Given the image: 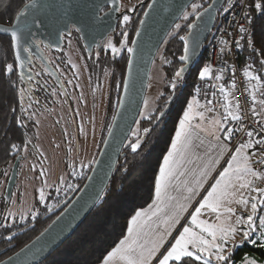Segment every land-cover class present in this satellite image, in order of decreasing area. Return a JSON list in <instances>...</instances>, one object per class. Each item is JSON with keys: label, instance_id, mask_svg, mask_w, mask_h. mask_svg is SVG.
<instances>
[{"label": "snow or ice", "instance_id": "1", "mask_svg": "<svg viewBox=\"0 0 264 264\" xmlns=\"http://www.w3.org/2000/svg\"><path fill=\"white\" fill-rule=\"evenodd\" d=\"M112 2L115 4V0ZM235 6L241 8V16L246 21L239 24L240 33L249 32L246 25L252 24L254 12L264 18V0H252L247 4L244 0H238ZM29 7L35 8L36 0H29V4L17 14L15 19L18 25L23 23L21 18L26 16ZM197 7L199 6L193 5L194 9ZM231 7L230 4L224 11L229 12ZM187 16L188 13H185V18ZM196 16L199 18L200 13L197 12ZM130 19L128 15L123 16L125 22ZM27 27L25 23L24 28ZM176 27L179 28V25ZM189 27H195V24H190ZM2 30L11 31V40L19 59L20 30ZM76 30L79 31V28ZM180 39L184 41V55L179 59L182 62L188 61L193 54L189 38L181 36ZM241 39L245 37L241 36ZM222 43L227 45L226 40ZM236 46L240 47L239 42H236ZM108 47L113 53L121 51V48L111 43ZM24 50L31 52L30 48ZM127 51L133 53L135 50L129 47ZM129 63L131 64V61ZM23 64L21 60V68ZM5 71L12 73L14 65L7 64ZM185 71L186 68L181 67L175 73V78L179 79ZM21 75L23 76V73ZM198 75L201 79L210 76V67H203ZM247 75L252 79L257 78L252 76L251 72ZM27 78L32 79L31 76ZM176 86L175 82L171 83L173 89ZM19 92L20 100L23 101L25 90L21 88ZM228 95L226 93V103L223 106L226 115L221 119H210L208 127L204 126L203 112L198 111L193 115V105H188V110L184 111L183 118L179 121L171 148L159 167V174L154 181L152 203L147 209H140L131 217L127 235L107 252L102 264H153L154 260L157 264H235L232 250L252 235L258 206H264V187L257 184L258 180L264 181V167H261L264 166V127H261L259 133L246 131L247 140L230 146L236 129L227 125L233 121L239 122L242 118L238 112H233V104L227 99ZM252 99L256 100L255 92L252 93ZM208 104H211V101H208ZM235 108L239 109V104H236ZM21 110L24 111L23 108ZM208 111L211 112L212 109L209 108ZM253 112L261 117L260 123L264 124V113L256 112L254 106ZM160 115L163 116L164 113L161 112ZM194 120L197 122L193 123ZM144 131L148 132L149 129ZM255 136L259 138L254 139ZM10 147L19 150L16 144ZM24 147L26 149L27 145ZM130 147L135 152L140 148V140L131 143ZM213 173L216 175L213 176ZM39 199L45 200L43 187L39 189ZM240 208L244 209L245 214L240 213ZM205 214L212 219L202 218ZM9 216H12V213H9ZM21 219L24 217L21 216ZM244 225H247V228L243 227ZM261 225L264 226V220H261ZM174 232L177 234L173 235ZM237 235H242L244 239L237 242ZM261 238L264 239V232L261 233ZM251 242L256 243L255 240ZM9 264H12L11 257ZM243 264L257 262L245 257Z\"/></svg>", "mask_w": 264, "mask_h": 264}, {"label": "trees", "instance_id": "2", "mask_svg": "<svg viewBox=\"0 0 264 264\" xmlns=\"http://www.w3.org/2000/svg\"><path fill=\"white\" fill-rule=\"evenodd\" d=\"M212 1L195 0L188 9L194 4H199L201 11H203ZM225 1L218 9L217 17L219 15L222 17ZM251 2L252 0H249V3ZM26 4H29V0H0V23L12 25L16 21L17 14L24 9ZM144 11L145 9L136 13V25L134 22V28L132 30L129 28L131 37L130 47H132ZM183 16L174 25L159 49V51L162 49L161 60L164 72L163 95L160 98V106L153 115L144 118L140 122V126L149 127V131L140 144V148L134 152L130 147L132 142L126 141L112 177L93 210L62 246L38 264L102 263L103 257L107 255V252L127 235L131 217L137 211L152 203L154 199V181L159 174V167L163 162V157L170 149L171 142L179 126V121L182 119L184 111H186L193 98L195 85L200 78L198 73L202 70L204 61L208 55L206 41L197 57L184 62L180 61L179 57L184 55V41L180 37H187L189 25L195 18V16H191L179 30L172 33L176 25L183 19ZM251 26L253 30V42L258 50V53L255 54L254 66L257 76L264 86V18H261L259 13L254 12ZM119 27L120 21L115 26L113 39L124 38L125 33H121L120 35L117 33ZM129 58L130 53L128 52L121 60H118L117 64H114L112 62L113 58H109L108 56V59H110L108 65L111 66L110 62L113 63L118 93L114 107L109 110V121L99 150L117 109ZM7 64L14 65L12 73L5 71ZM102 65L101 73H105L107 71L105 69L107 68L103 63ZM181 67L186 68V71L179 79H176L175 73ZM172 82H175L177 85L175 89L171 87ZM25 86L26 84L22 80L17 63L15 47L11 36L0 33V167H4L6 172L10 170L19 156L23 155L24 145L29 144L30 126L32 125L29 121L31 112H29L28 104L24 100H20L19 92L21 88L27 91ZM259 96L264 99V92L260 91ZM161 112L164 113L163 116L160 115ZM12 144H16L19 150L11 149L10 146ZM94 162L88 166L78 179V185L70 190L67 196L58 202V205L53 210L41 209L35 219H28L19 224L6 225L3 228V233L6 237L5 245L7 246L11 242H16L14 249L22 247L45 229L56 217L59 209L66 205L81 188ZM255 241L256 243H252L250 239L246 240L239 247L232 250V259L235 264L243 262L245 257L254 258L264 264V242L260 240ZM8 255L10 254H0V259ZM153 264H157V262L154 261Z\"/></svg>", "mask_w": 264, "mask_h": 264}, {"label": "rangeland", "instance_id": "3", "mask_svg": "<svg viewBox=\"0 0 264 264\" xmlns=\"http://www.w3.org/2000/svg\"><path fill=\"white\" fill-rule=\"evenodd\" d=\"M146 1L120 0V9L123 11V16L128 15L132 19L136 12L146 9L147 5L143 4ZM194 5L199 6V4ZM197 12H201L200 6L195 9L193 5L189 9L187 8L183 14V19L178 23L179 28L175 27L172 33L179 30L191 16H196ZM185 13H188L186 18ZM130 20L125 22L123 17L120 20V27L117 33L119 35L125 33L124 38L126 37ZM220 21L221 16L219 15L216 18V24L218 25ZM111 37L113 39L114 35ZM66 43L68 46L64 54L66 55L67 65L70 66V74H73V78L69 80L74 81L72 82L74 84L70 82L69 85L71 108L65 103L63 97L56 96L55 99L58 100V105L48 101V103L40 106L41 110L36 116L29 115V121L32 123L30 126L29 144L26 149L24 148L23 155L18 158V175L11 195L7 194V184L13 166L2 179L0 176V194L3 195V192H6L4 198L1 199L2 204L0 205L4 207L6 224L9 225L19 224L28 219H35L41 209L53 210L58 205V202L62 201L70 190L78 185V179L97 158L96 156L109 121L111 69H106L107 71L104 74H99V76L97 73H91V77L94 80V84H91L90 76L87 72V59L85 60L84 50L80 47L81 41L70 37L66 40ZM110 43L111 39L107 44L109 45ZM161 53L162 49L152 64L144 103L128 142L135 143L139 139L140 144L142 143L147 133L144 129H149V127L140 126V122L144 118L153 115L160 106V98L163 95L164 88ZM58 71L64 80L68 79L67 72L64 69H59ZM248 72H251L252 76L257 77L252 79L249 76L252 89L256 94L255 108L258 112L264 113V103H262L264 99L259 96L260 91L264 92V86L257 76L254 64L250 65ZM192 100L195 99L192 98ZM230 101L233 104V99ZM190 104H192L191 101ZM81 127L83 131H81ZM45 180L47 181L46 184L44 183ZM257 184L264 187V181L258 180ZM41 187L45 190V200L43 201L39 199V189ZM239 211L241 214H245L243 208H240ZM263 211L264 206H258L254 217V230L247 240L262 241L260 232H264V227L259 224ZM9 213H12V216H9ZM21 216L24 219H21ZM243 227L247 228V225ZM243 239L242 235H237L236 237L237 242Z\"/></svg>", "mask_w": 264, "mask_h": 264}, {"label": "water", "instance_id": "4", "mask_svg": "<svg viewBox=\"0 0 264 264\" xmlns=\"http://www.w3.org/2000/svg\"><path fill=\"white\" fill-rule=\"evenodd\" d=\"M195 0H147V7L140 20L130 53L126 75L117 109L105 140L99 150L93 167L73 198L59 209L56 217L37 236L14 253L0 260V264H38L56 251L77 230L102 197L118 163L121 151L135 126L144 103L152 64L164 40ZM225 0H213L201 12L202 21L198 32L191 40L198 51L207 41L216 21L217 11ZM151 5V7H149ZM120 0H40L35 8L30 7L22 24L0 23V33L11 36L4 28H18L21 39L39 21L43 29L54 31L56 22L62 25L72 23L88 44L104 40L115 28L121 16ZM104 7L109 9L101 13ZM36 13V15H34ZM147 13V15H145ZM143 21V23H141ZM28 27L24 28V24ZM139 33V34H138ZM14 44V42H13ZM15 47V45H14ZM17 59V57H16ZM18 160L14 165L7 184L11 195L18 175Z\"/></svg>", "mask_w": 264, "mask_h": 264}, {"label": "flooded vegetation", "instance_id": "5", "mask_svg": "<svg viewBox=\"0 0 264 264\" xmlns=\"http://www.w3.org/2000/svg\"><path fill=\"white\" fill-rule=\"evenodd\" d=\"M40 0H36V4H38ZM144 4V3H143ZM146 5L148 3H145ZM121 7V6H120ZM30 8V7H29ZM109 8L104 7L101 13L106 12ZM202 12V11H201ZM201 12L199 18L195 16V18L191 21L190 24H195V27H189L187 37L190 41V46L192 49V53L190 55V60L194 59L198 56L199 51L192 47V39L198 32L199 23L202 21ZM137 13V12H136ZM136 13L134 17L128 23V31L126 33V38L118 39L114 38L112 40V35L114 30L102 41H98L94 44H88L84 41L79 31H77V27L72 23L67 25H62L59 22L55 23L54 31L50 32L42 28L40 23H36L33 29H31L28 33L24 34V38L27 41L21 39V48H20V58L17 59V63L19 66L20 73H23L22 80L26 84L24 95V101L29 106V112L32 115L36 116L38 112L41 110L40 106L45 103H53L58 105V100L55 97H63L65 103L68 104V107L71 108V101L69 100V79L73 78V74H70V66L67 65L66 55L64 51L66 50L68 44L66 40L70 37L76 40H80V47L84 50L83 55L85 56L86 64H87V72L90 76V83H93V79L91 77V73L99 76L101 74V66L102 63L109 70L111 69V77L109 82L110 92H109V107L110 110L114 107L116 102V96L118 93V84L115 79V73L113 68V63L117 64L118 60H121L125 54H128L127 49L129 48L130 43V29L134 28L133 23L136 25ZM119 17L118 21L123 17V11L119 8ZM36 15V13L34 14ZM117 21V22H118ZM117 24V23H116ZM216 24V21H215ZM214 24V26H215ZM133 25V27H132ZM130 28V29H129ZM115 29V28H114ZM111 39V43L115 45L117 48H121L120 52L113 53L111 49L108 47L109 41ZM126 39V40H125ZM78 44V43H77ZM79 46V44H78ZM25 48H30L31 52L25 51ZM16 55V48H15ZM65 56V58H64ZM113 58V63L110 62L111 66L108 65L110 59ZM23 60V68L20 66V61ZM91 63V64H90ZM59 69H64L67 72L68 79H63L62 75L58 71ZM106 70V69H105ZM104 74V73H103ZM31 76L32 79L29 80L27 77ZM74 82L73 80L70 81ZM74 84V83H72ZM38 101V103H37ZM19 167V164H18ZM4 167H0V176L1 179L7 173ZM12 170V169H11ZM11 172V171H10ZM10 176V175H9ZM9 180V177H8ZM5 191L3 195L0 194V204L1 199L5 196ZM9 224H6L5 218V210L4 207L0 205V254H12L17 251L19 248L14 249L16 246V242H11L9 245H5L6 237L4 236L3 228ZM14 249V250H12Z\"/></svg>", "mask_w": 264, "mask_h": 264}, {"label": "built area", "instance_id": "6", "mask_svg": "<svg viewBox=\"0 0 264 264\" xmlns=\"http://www.w3.org/2000/svg\"><path fill=\"white\" fill-rule=\"evenodd\" d=\"M237 2L238 0L225 1L224 9L230 4L232 7L229 12L223 9L220 23L215 24L207 39L208 55L204 67H210L211 75L198 79L193 95L195 101L208 105L212 112L217 113L221 118L226 115L223 111L226 93L229 94L227 99H233L234 111L238 112L242 119L227 125L236 129L230 146L247 140L246 131L259 133L261 127H264V124L260 123L261 117L253 112L254 91L251 78L247 75L250 65L254 64L258 50L253 42L251 25H246L249 28L247 34L239 32V24H244L246 21L241 16V8L235 6ZM244 3H249V0H244ZM241 36L245 39L242 40ZM225 40L227 45L222 43ZM236 42H239L240 47L236 46ZM208 101H211V104H208ZM236 104H239V109L235 108ZM255 111L258 112L256 108ZM258 138L259 136L254 137V139Z\"/></svg>", "mask_w": 264, "mask_h": 264}, {"label": "crops", "instance_id": "7", "mask_svg": "<svg viewBox=\"0 0 264 264\" xmlns=\"http://www.w3.org/2000/svg\"><path fill=\"white\" fill-rule=\"evenodd\" d=\"M229 101L231 100V99H228ZM191 102H192V104L191 105H193V107H192V114L193 115H195V113L196 112H198V111H202L203 112V114H204V117H205V121H204V126H206V127H208V126H210L209 125V123H208V121L210 120V119H221V117L217 114V113H213L212 111L210 112V111H208V109L210 108L208 105H206V104H201V103H198L197 101H195V100H191ZM190 104V103H189ZM186 110H188V108L186 109ZM233 110V112L235 113V111H234V108L232 109ZM183 118V117H182ZM197 121H193V123H196ZM178 128H179V126H178ZM219 134V133H218ZM175 139V138H174ZM198 143V142H197ZM170 148H171V146H170ZM170 150V149H169ZM202 152H203V150L201 149L200 150V153L202 154ZM221 164H223V161H221ZM218 168H219V166H218ZM216 175V173H213V176H215ZM208 187V185L206 184L205 185V188H207ZM176 193H173V195H175ZM202 195L204 194L203 193V190H202V193H201ZM197 199H199V197H197ZM149 206V205H148ZM148 206L147 207H145V208H143V209H147L148 208ZM202 218H204V219H209V220H211L212 219V217L211 216H209V215H207V214H205ZM260 219L261 220H264V211H263V213L261 214V217H260ZM261 220H260V224L259 225H261ZM182 223H184V221H182ZM262 226V225H261ZM264 227V226H263ZM262 227V228H263ZM263 231H261L260 232V239L262 240V241H264V239H262L261 238V233H262ZM177 233H173V235H176ZM252 259H254V258H252ZM256 262H257V264H262L261 262H259V261H257L256 259H254ZM155 261V260H154ZM153 261V262H154ZM100 264H102V263H100ZM238 264H243V262H240V263H238Z\"/></svg>", "mask_w": 264, "mask_h": 264}]
</instances>
